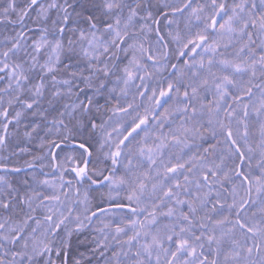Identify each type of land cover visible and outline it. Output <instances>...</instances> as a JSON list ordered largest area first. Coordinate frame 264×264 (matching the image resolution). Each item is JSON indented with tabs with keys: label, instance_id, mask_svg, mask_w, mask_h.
I'll use <instances>...</instances> for the list:
<instances>
[{
	"label": "snow or ice",
	"instance_id": "6c2138e0",
	"mask_svg": "<svg viewBox=\"0 0 264 264\" xmlns=\"http://www.w3.org/2000/svg\"><path fill=\"white\" fill-rule=\"evenodd\" d=\"M0 264H264V0H0Z\"/></svg>",
	"mask_w": 264,
	"mask_h": 264
}]
</instances>
